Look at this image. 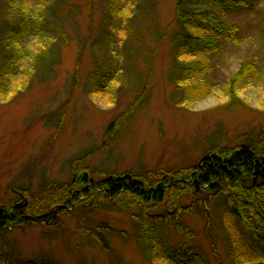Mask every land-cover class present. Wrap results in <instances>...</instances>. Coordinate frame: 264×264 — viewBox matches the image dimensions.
<instances>
[{
  "label": "rangeland",
  "instance_id": "rangeland-1",
  "mask_svg": "<svg viewBox=\"0 0 264 264\" xmlns=\"http://www.w3.org/2000/svg\"><path fill=\"white\" fill-rule=\"evenodd\" d=\"M114 1L49 3L44 8L46 17L59 23L62 31L57 37L31 33L20 42L23 57L8 92L13 99L0 103V206H13L28 219L25 225L1 234L0 251L10 247L18 264L44 257L58 264H118L96 239L79 228V211L71 209L70 214L59 216L44 208L36 215L27 212V207L47 195L51 186L71 178L72 162L77 157L99 150L86 161L98 180L103 177L102 171L136 173L192 166L213 145L235 146L264 138V0H249L246 7L218 11L222 20L238 24L240 29L234 37L218 36V51L207 56L212 69L203 77L212 92L188 106L173 103L175 85L169 81V40L177 27L171 28L157 48L158 39L174 18V0H120L116 15L111 8ZM17 6L24 8L32 24L40 19L33 2ZM112 14L118 17L113 30L114 55L118 66L124 68V77L121 75L116 85V95L98 99L90 97L85 86L90 73L96 70L97 55L102 54L105 62L112 58V50L107 48L111 33L107 24ZM50 42L52 53L41 65V74H35L22 91L32 69V52L48 48ZM151 58L146 102L128 118L119 136L101 149L111 121L127 110L143 88ZM247 61L254 62L260 74L239 85L240 100L231 104L228 78ZM77 65L80 85L74 88ZM18 88L21 91H15ZM63 106L65 118L57 133L55 114ZM18 204L21 206L15 208ZM181 204L193 205L192 211L173 216V222L184 223L194 236L169 227L164 238L171 246H195L208 264H234L229 249L244 252L251 247L252 238L233 215L225 196L209 202V225L192 195H184ZM119 207L109 206L85 220L92 222L94 231L107 239L125 263L172 264L161 245L153 259L144 256L135 238L139 211ZM166 209L168 206H160L150 213L160 215ZM38 215L41 221L35 220ZM255 256L251 253L248 260Z\"/></svg>",
  "mask_w": 264,
  "mask_h": 264
},
{
  "label": "trees",
  "instance_id": "trees-1",
  "mask_svg": "<svg viewBox=\"0 0 264 264\" xmlns=\"http://www.w3.org/2000/svg\"><path fill=\"white\" fill-rule=\"evenodd\" d=\"M30 1L39 9L40 19L35 24H32L24 8L17 6L21 2ZM57 1L0 0V103H7L13 99L8 97L10 94L8 92L12 89L13 77L17 74L18 65L23 57L20 42L31 33L36 36L47 34L57 37L62 31L59 23L54 24L47 19V10L44 9L49 3ZM114 2L111 8L116 15L118 7H121V1ZM174 2V18L158 39L157 48L171 28L177 27L169 40L172 56L169 81L175 85L172 93L173 103L188 106L199 102L212 92L211 85L205 82L203 77L212 69L207 56L218 51V36L234 37L240 29L238 24L222 20L218 11L246 7L249 0H174ZM115 15L112 14L107 24L111 29L107 48L109 51L112 50V58L109 62H105L102 54L97 55L96 70L90 73L85 86L86 93L93 98H112L118 93L120 79L124 77V68L118 66V58L114 55L116 39L113 30L117 28L118 23V17ZM52 45L53 43L50 42L48 48L41 49L38 53L32 52V69L27 73L28 80H24L22 91L28 88L35 74H41V65L49 59ZM152 58L149 61L151 69L143 88L127 110L111 121L101 149L108 147L110 142L119 136L128 118L146 102L150 90ZM259 74L256 64L247 61L240 66L234 76L228 78L227 95L231 99V104L240 100L237 93L239 85ZM75 79L74 88L80 85L78 65ZM117 83L118 86H116ZM15 91L21 90L18 88ZM64 111L63 106L55 114L57 133L63 126ZM98 151L92 150L74 159L71 178L67 182L51 186L47 195L37 199L35 205L39 207L36 208L35 205L30 204L27 212L36 215L40 209L44 208L47 211L53 210L59 216L62 213L70 214L71 209L79 211L77 216L79 228L96 239L113 261L118 264H127L110 247L107 239L94 231L92 222H86L85 219L88 216L94 217L99 211L109 206L120 205L119 208L126 211L137 209L139 211L136 220L138 232L135 238L146 258L153 259L158 246L161 245L172 264H208L195 246L188 243L171 246L164 238V234L170 227L174 231L193 238L194 233L187 225L179 221L173 222L172 219L173 216L178 218L184 211H192L193 205L181 204V198L184 195H192L194 203L202 207L208 219V225L210 223L209 202L223 195L233 215L253 240L251 247L244 252L231 247L229 256L234 264H264V138L235 146L213 145L206 151L204 157L188 167L159 168L136 173L102 171L103 177L95 180L93 171L86 161ZM25 189L23 191H27ZM160 206H168L165 213L160 215L150 213L152 209ZM27 221L28 219L17 212L13 206H0V236L9 228L25 225ZM104 231L109 230L104 229ZM9 248L6 246L3 252L0 251V264H18L14 256L10 254ZM251 253L256 256L248 260ZM24 264L58 263L44 257L40 261L31 260Z\"/></svg>",
  "mask_w": 264,
  "mask_h": 264
},
{
  "label": "flooded vegetation",
  "instance_id": "flooded-vegetation-1",
  "mask_svg": "<svg viewBox=\"0 0 264 264\" xmlns=\"http://www.w3.org/2000/svg\"><path fill=\"white\" fill-rule=\"evenodd\" d=\"M39 216H40V215H38V217L35 218L36 221H41V219H40Z\"/></svg>",
  "mask_w": 264,
  "mask_h": 264
},
{
  "label": "water",
  "instance_id": "water-1",
  "mask_svg": "<svg viewBox=\"0 0 264 264\" xmlns=\"http://www.w3.org/2000/svg\"><path fill=\"white\" fill-rule=\"evenodd\" d=\"M21 206V204H18L17 206H15V208H18V207H20Z\"/></svg>",
  "mask_w": 264,
  "mask_h": 264
}]
</instances>
